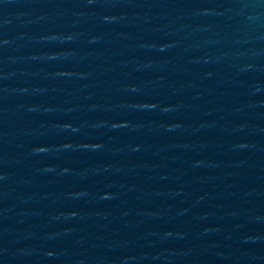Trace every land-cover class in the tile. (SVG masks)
Masks as SVG:
<instances>
[{"label":"water","instance_id":"1","mask_svg":"<svg viewBox=\"0 0 264 264\" xmlns=\"http://www.w3.org/2000/svg\"><path fill=\"white\" fill-rule=\"evenodd\" d=\"M0 264H264V0H0Z\"/></svg>","mask_w":264,"mask_h":264}]
</instances>
